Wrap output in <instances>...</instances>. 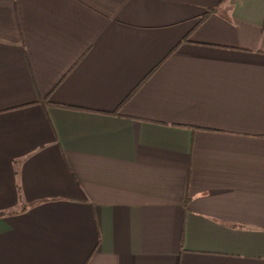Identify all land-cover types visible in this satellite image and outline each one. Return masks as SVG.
Segmentation results:
<instances>
[{
  "label": "crops",
  "instance_id": "obj_1",
  "mask_svg": "<svg viewBox=\"0 0 264 264\" xmlns=\"http://www.w3.org/2000/svg\"><path fill=\"white\" fill-rule=\"evenodd\" d=\"M0 264H264V0H0Z\"/></svg>",
  "mask_w": 264,
  "mask_h": 264
}]
</instances>
